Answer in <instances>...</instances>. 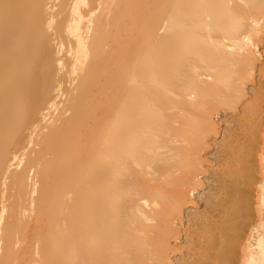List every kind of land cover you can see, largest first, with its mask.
Wrapping results in <instances>:
<instances>
[{
	"label": "bare ground",
	"instance_id": "1",
	"mask_svg": "<svg viewBox=\"0 0 264 264\" xmlns=\"http://www.w3.org/2000/svg\"><path fill=\"white\" fill-rule=\"evenodd\" d=\"M0 264H264V0H0Z\"/></svg>",
	"mask_w": 264,
	"mask_h": 264
},
{
	"label": "rangeland",
	"instance_id": "2",
	"mask_svg": "<svg viewBox=\"0 0 264 264\" xmlns=\"http://www.w3.org/2000/svg\"><path fill=\"white\" fill-rule=\"evenodd\" d=\"M222 118H224V117H222ZM216 120H217V118H216ZM220 140V139H219ZM212 142V145H211V147L209 148V150L207 151V153H206V158L208 159V165H210V166H213L214 165V155H215V146L213 145V141H211ZM210 169V168H209ZM212 169V168H211ZM210 169V170H211ZM209 172V171H208ZM206 173L205 175H204V181L205 182H208L204 187L206 188V191H204V190H202V191H200V193H199V195H195V207L197 208L195 211L197 212V211H202L203 209V201H202V198L203 197H201L202 195H204V194H206L207 193V189H208V187L210 186V181L212 180V173H211V171L209 172V173ZM208 175V176H207ZM210 177V178H209ZM205 178L208 180H205ZM210 180V181H209ZM212 182V181H211ZM204 191V192H203ZM201 197V198H200Z\"/></svg>",
	"mask_w": 264,
	"mask_h": 264
}]
</instances>
